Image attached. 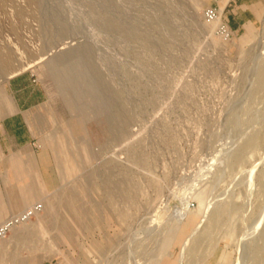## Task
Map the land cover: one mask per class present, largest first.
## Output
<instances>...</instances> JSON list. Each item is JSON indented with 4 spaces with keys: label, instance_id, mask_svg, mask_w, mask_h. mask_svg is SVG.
Listing matches in <instances>:
<instances>
[{
    "label": "rangeland",
    "instance_id": "374dc122",
    "mask_svg": "<svg viewBox=\"0 0 264 264\" xmlns=\"http://www.w3.org/2000/svg\"><path fill=\"white\" fill-rule=\"evenodd\" d=\"M211 1L0 0V57L46 54L23 71L69 170L34 264H264V3L225 36Z\"/></svg>",
    "mask_w": 264,
    "mask_h": 264
},
{
    "label": "crops",
    "instance_id": "0c3cea01",
    "mask_svg": "<svg viewBox=\"0 0 264 264\" xmlns=\"http://www.w3.org/2000/svg\"><path fill=\"white\" fill-rule=\"evenodd\" d=\"M263 3L264 0H212L208 6L223 8L231 31L240 32L258 20ZM7 77L5 87L10 98L0 117V223L35 202H42L43 210L37 218L16 228V233H20L18 240L11 245L12 239L11 246L0 252V257L12 264H34L32 257H41V250L30 245L22 250L24 254L19 245L39 238L43 225L63 223L53 218L51 212L57 207L59 188L69 174L65 142L61 137L39 135V128L46 127L40 124V114L48 100L39 78L30 71ZM11 234L12 231L7 237Z\"/></svg>",
    "mask_w": 264,
    "mask_h": 264
},
{
    "label": "built area",
    "instance_id": "2783aa9c",
    "mask_svg": "<svg viewBox=\"0 0 264 264\" xmlns=\"http://www.w3.org/2000/svg\"><path fill=\"white\" fill-rule=\"evenodd\" d=\"M204 16L210 23H214V21L219 18V23L216 24V27L223 35L230 36L232 31L229 28L227 20H225V18L223 17V12H221L219 7L212 6L206 8ZM42 207L43 204L41 202H35L33 205L34 210L26 208L20 215L16 216L15 214H13L6 218L3 222L0 223V240L10 233V230L13 226L20 225L31 220L34 216H36L33 211L40 212L42 210Z\"/></svg>",
    "mask_w": 264,
    "mask_h": 264
},
{
    "label": "bare ground",
    "instance_id": "6f19581e",
    "mask_svg": "<svg viewBox=\"0 0 264 264\" xmlns=\"http://www.w3.org/2000/svg\"><path fill=\"white\" fill-rule=\"evenodd\" d=\"M223 11V8L221 9V12ZM219 23V18L217 19V20H215L214 21V24H218ZM42 54V53H41ZM46 54L44 55L43 54V56H37V57H35L34 59H32L30 62H28V63H26V64H23V63H18V64H16L14 67H11L10 66V62H12L11 60H10V58H1L0 57V72H5V71H7V73H8V75L7 76H11V75H13V74H16V73H18V72H21V71H23V70H25V69H27V68H29L30 66H34V64H37V63H43L44 62V60H47L46 59ZM50 57V56H49ZM52 58V57H51ZM51 58H49V59H51ZM9 60H10V62H9ZM48 65H49V67H50V69L52 70V72H54V69H55V65L57 64V60L55 59V58H52L51 60H49L48 61V63H47ZM2 80V76H0V81ZM42 203V202H41ZM43 204V203H42ZM33 205H34V203L33 204H31L30 206H28V207H26V208H29V209H33L34 210V208H33ZM25 208V209H26ZM25 209H23V210H25ZM23 210L21 211V212H19V213H16L15 215L16 216H18V215H20L22 212H23ZM32 210V211H33ZM42 210H43V207H42ZM41 212V211H40ZM179 212H183V210H181V211H179ZM33 213H35V214H38L39 213V211H33ZM30 221V220H29ZM26 223V222H25ZM24 224V223H23ZM20 225H22V224H20ZM19 225H16V226H13L12 228H11V230H10V232L12 231V234H11V236H9V237H7V236H5L4 238H2L0 241V252H2V251H4V250H7V248H9L10 247V243H11V240H12V242H14V241H16V239H18L19 238V234L20 233H16L17 232V227H18Z\"/></svg>",
    "mask_w": 264,
    "mask_h": 264
}]
</instances>
